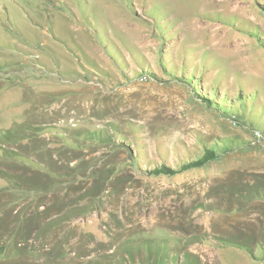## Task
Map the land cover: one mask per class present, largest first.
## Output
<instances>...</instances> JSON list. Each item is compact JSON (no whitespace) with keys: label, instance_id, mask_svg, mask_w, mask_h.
I'll list each match as a JSON object with an SVG mask.
<instances>
[{"label":"rangeland","instance_id":"rangeland-1","mask_svg":"<svg viewBox=\"0 0 264 264\" xmlns=\"http://www.w3.org/2000/svg\"><path fill=\"white\" fill-rule=\"evenodd\" d=\"M239 89L264 119V0H0V264H264V133L201 99Z\"/></svg>","mask_w":264,"mask_h":264},{"label":"trees","instance_id":"trees-1","mask_svg":"<svg viewBox=\"0 0 264 264\" xmlns=\"http://www.w3.org/2000/svg\"><path fill=\"white\" fill-rule=\"evenodd\" d=\"M97 40H101V38L95 37ZM103 41V39L101 40ZM99 42L102 45V48L105 49L108 52V49L106 46H104L103 42ZM110 56V55H109ZM111 57V56H110ZM204 66L202 67L203 70ZM180 72L184 74V68L182 66ZM186 82L190 84L192 81L191 77H185ZM215 83H218L220 86V80L215 79ZM237 107L234 105V102L229 99L228 103H226L225 99L223 101H216L214 95L210 98L207 96L201 97L204 104L207 107L215 106L221 110V114L225 117H228L233 120L235 124H242L246 125L248 128L252 129L253 127L262 133H264V119L261 118L259 114H255V106L256 103H258L257 98L250 97L249 95H244V93L239 89L237 97H236ZM229 148L228 144H225L222 142L221 144H213L210 145L209 148H203L201 156L197 157L194 160H190L189 162L182 164L177 170L171 169L165 166H161L157 169H154L152 171V174L155 176L158 175H166V176H173L179 172H184L188 170H197L200 169L207 164L214 162L218 160L223 154V152ZM163 248V247H162ZM160 259V257H159ZM184 261L186 264H193L192 261L185 256Z\"/></svg>","mask_w":264,"mask_h":264}]
</instances>
